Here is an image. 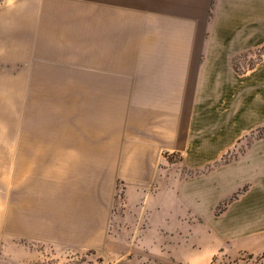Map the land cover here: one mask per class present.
<instances>
[{
    "label": "crops",
    "instance_id": "crops-1",
    "mask_svg": "<svg viewBox=\"0 0 264 264\" xmlns=\"http://www.w3.org/2000/svg\"><path fill=\"white\" fill-rule=\"evenodd\" d=\"M35 3L84 74L43 78L76 86L57 116L83 110L85 124L76 139H46L44 101L25 103V85L0 78L22 113L0 153L11 175L0 179V252L44 246L36 264L87 252L103 264H216L264 251V136L245 144L264 128V57L235 67L264 46V0Z\"/></svg>",
    "mask_w": 264,
    "mask_h": 264
},
{
    "label": "rangeland",
    "instance_id": "rangeland-1",
    "mask_svg": "<svg viewBox=\"0 0 264 264\" xmlns=\"http://www.w3.org/2000/svg\"><path fill=\"white\" fill-rule=\"evenodd\" d=\"M29 0H0V78L4 81L14 80L25 85V103L36 104L41 99L46 104V121L49 127L46 131V139L70 140L76 139V133L72 130L83 131L85 118L83 110H73L64 108L61 116H57V110L63 104H75L76 96L71 92L75 85L54 84L57 79L43 78H59L64 76L84 75L76 69L75 54H67L59 52L60 47L50 42L51 34L60 33L58 25L54 22L44 21L43 12L37 13L38 9L42 10V6L38 7L35 0L33 4L28 3ZM40 12V11H39ZM36 17H41L37 19ZM53 24V25H52ZM53 26V27H51ZM263 48V49H262ZM264 57V46L245 52L238 56L236 61L241 70L246 71L250 65L259 61ZM51 83V84H50ZM4 90L0 92V153L11 152L12 149L1 148L9 145L13 138V130L15 124H18L19 116H13L14 102L10 98L12 96L11 89L13 86H3ZM18 103V102H16ZM35 107V106H34ZM38 110L33 111L35 115ZM27 116V115H26ZM25 116V117H26ZM24 117V118H25ZM41 115L38 120L41 119ZM36 125L38 122H35ZM32 128L33 134H37L39 128ZM22 130V129H21ZM79 131V139H82L84 133ZM260 131V130H259ZM249 135L246 143L264 136L260 132ZM246 145L240 146L238 151L235 150L227 154L219 164L232 161L239 151H245ZM211 166H209L210 168ZM213 167V166H212ZM11 178L10 173L4 172L0 174V179ZM252 182H245L236 193L240 192L238 197L248 191ZM5 199L10 195L6 187L3 189ZM8 195V196H7ZM223 201L220 205H225L224 209L231 203L230 198ZM237 197V198H238ZM48 251V250H47ZM45 254L44 246L25 245V244H7L4 245V251L0 252V264H36L43 263L39 259V254ZM52 251H48V254ZM65 256V264H103L102 261L92 255L91 252L86 254H70ZM216 264H264V251L259 253H243L235 258L223 257L217 260Z\"/></svg>",
    "mask_w": 264,
    "mask_h": 264
},
{
    "label": "trees",
    "instance_id": "trees-1",
    "mask_svg": "<svg viewBox=\"0 0 264 264\" xmlns=\"http://www.w3.org/2000/svg\"><path fill=\"white\" fill-rule=\"evenodd\" d=\"M262 49H263V48H262ZM236 59H237V58H236ZM257 62H258V61H257ZM257 62H255L254 64L250 65L249 68H252ZM235 67H236L237 69L241 70L240 67L238 66V63H237L236 60H235ZM262 131H264V128L260 129L259 132L262 134ZM239 193H240V192L236 193L233 197L230 198L229 201H232L233 199L237 198L238 195H239ZM227 202H228V201H227ZM227 202H226L224 205H220V206L218 207V212H220V211H222V210L224 209V207H225V205L227 204Z\"/></svg>",
    "mask_w": 264,
    "mask_h": 264
}]
</instances>
